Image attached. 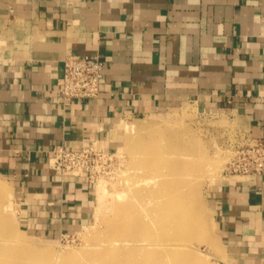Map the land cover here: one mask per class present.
Listing matches in <instances>:
<instances>
[{"label":"crops","instance_id":"obj_1","mask_svg":"<svg viewBox=\"0 0 264 264\" xmlns=\"http://www.w3.org/2000/svg\"><path fill=\"white\" fill-rule=\"evenodd\" d=\"M69 54L104 62L97 97H62ZM186 105L264 142V0H0V175L26 231L93 216L90 177L49 165L57 144L109 154L125 120ZM210 198L225 260L264 264V171L225 173Z\"/></svg>","mask_w":264,"mask_h":264},{"label":"rangeland","instance_id":"obj_2","mask_svg":"<svg viewBox=\"0 0 264 264\" xmlns=\"http://www.w3.org/2000/svg\"><path fill=\"white\" fill-rule=\"evenodd\" d=\"M123 124L117 149L88 164L93 216L61 238L25 230L14 186L0 175V264H231L210 196L256 142L193 105Z\"/></svg>","mask_w":264,"mask_h":264},{"label":"built area","instance_id":"obj_3","mask_svg":"<svg viewBox=\"0 0 264 264\" xmlns=\"http://www.w3.org/2000/svg\"><path fill=\"white\" fill-rule=\"evenodd\" d=\"M104 69V62L97 56L69 54L64 60L63 83L60 89L62 97L68 100L97 97L101 91ZM248 151L240 152L239 157L229 162L226 174H249L264 171V142L257 141ZM93 155L107 156L93 146L72 150L64 144H57L49 158V165L61 175H87L93 181L88 166Z\"/></svg>","mask_w":264,"mask_h":264},{"label":"bare ground","instance_id":"obj_4","mask_svg":"<svg viewBox=\"0 0 264 264\" xmlns=\"http://www.w3.org/2000/svg\"><path fill=\"white\" fill-rule=\"evenodd\" d=\"M176 169V168H175ZM148 180V179H147ZM149 180H151V179H149ZM2 188V186L0 185V189Z\"/></svg>","mask_w":264,"mask_h":264}]
</instances>
